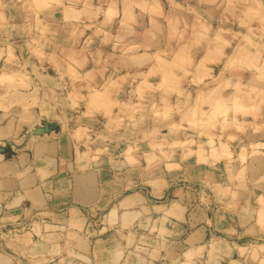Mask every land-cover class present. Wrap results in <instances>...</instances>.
Wrapping results in <instances>:
<instances>
[{
    "label": "crops",
    "instance_id": "obj_1",
    "mask_svg": "<svg viewBox=\"0 0 264 264\" xmlns=\"http://www.w3.org/2000/svg\"><path fill=\"white\" fill-rule=\"evenodd\" d=\"M262 18L264 0H0V230L29 227L0 244V264H244L245 249L260 264L264 183L212 200L211 186L177 183L180 149L168 162L160 150L85 162L78 145L95 118L112 120L133 73L135 96L152 97L147 81L180 78L196 49L205 65L222 58L228 36H207L218 19L223 30ZM46 121L60 130L17 148ZM247 168L257 180L264 158Z\"/></svg>",
    "mask_w": 264,
    "mask_h": 264
},
{
    "label": "rangeland",
    "instance_id": "obj_2",
    "mask_svg": "<svg viewBox=\"0 0 264 264\" xmlns=\"http://www.w3.org/2000/svg\"><path fill=\"white\" fill-rule=\"evenodd\" d=\"M224 22L218 19L216 30L207 31L212 38L215 34L228 36L219 60L205 65L200 61L203 48L196 49L190 54L188 70L182 71L180 78L147 81L150 93L154 94L149 98L133 93L140 85V79L134 77L140 73L129 75L132 80L127 81L129 87L122 100L125 103L111 115L112 120L103 116L94 119L93 127L86 129L84 141L78 145L80 157L87 162L95 152L101 156L111 153L117 162L124 155H133L146 163L145 154L161 157L160 150L165 152L164 161L168 162V154L172 159L173 152L180 149L181 176L177 183L186 187L211 186L213 190L207 193L213 195L212 200H223L230 194L231 198L242 200L249 185L264 183V174L254 180L253 172L247 168L251 153L264 158V18L256 23L251 20L241 29L235 27L236 22L229 21L228 29L222 30ZM146 70L143 68L142 72ZM45 123L37 130H24L17 148L25 141L27 145L35 136L60 130L56 122ZM8 147L7 144L5 148ZM4 153L14 154L10 147ZM205 174L210 175L205 179ZM222 210L219 203L214 204V214ZM102 216L96 215L86 225L94 228ZM28 229L25 222H17L0 230L2 250L5 240H16ZM255 242L262 250L260 264H264V239ZM41 248L44 252L43 245ZM27 258L22 259V264H28ZM258 258L257 250H243L244 264H258ZM217 261L213 256L212 263ZM53 264L67 262L56 259Z\"/></svg>",
    "mask_w": 264,
    "mask_h": 264
},
{
    "label": "bare ground",
    "instance_id": "obj_3",
    "mask_svg": "<svg viewBox=\"0 0 264 264\" xmlns=\"http://www.w3.org/2000/svg\"><path fill=\"white\" fill-rule=\"evenodd\" d=\"M164 80V79H163ZM216 101V100H215ZM41 149V148H40ZM42 151V150H41ZM26 181H28V180H26Z\"/></svg>",
    "mask_w": 264,
    "mask_h": 264
},
{
    "label": "water",
    "instance_id": "obj_4",
    "mask_svg": "<svg viewBox=\"0 0 264 264\" xmlns=\"http://www.w3.org/2000/svg\"><path fill=\"white\" fill-rule=\"evenodd\" d=\"M4 151H7L6 149Z\"/></svg>",
    "mask_w": 264,
    "mask_h": 264
}]
</instances>
